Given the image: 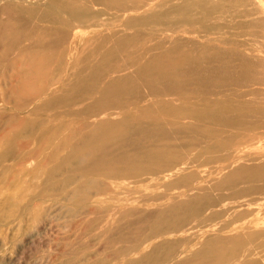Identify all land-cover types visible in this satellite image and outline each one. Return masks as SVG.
Here are the masks:
<instances>
[{
  "label": "bare ground",
  "instance_id": "1",
  "mask_svg": "<svg viewBox=\"0 0 264 264\" xmlns=\"http://www.w3.org/2000/svg\"><path fill=\"white\" fill-rule=\"evenodd\" d=\"M3 2L0 64L18 62L22 69H12L1 102L10 106L11 118H18L15 130L36 134L33 162L38 167L32 175L45 183L31 195L45 196L46 182L55 185L65 170L64 181L77 187L75 197L84 198L102 181L134 183L148 176L168 191L165 197L147 199L169 201L156 207L155 215L129 222V215L149 210L134 207V202L144 207L140 198L116 195V206L107 205L111 199L92 202L97 211L120 217L113 222L118 233L122 226L134 225L147 242L162 239L146 257L120 259L123 264H233L236 257L242 258L239 264L264 263V231L244 234L250 214L235 212L264 199V52L255 45V30L252 37L244 32L256 27L264 33L254 3ZM210 20L231 24L233 30L206 28ZM201 24L211 29L200 32ZM89 29L93 35L86 37ZM40 98L48 102L38 105ZM14 133L6 134L2 147ZM2 147L0 157H5L9 151ZM44 159L47 164L41 165ZM202 167L208 168L204 178H197L199 171L185 174ZM171 178L175 181L159 184ZM174 190L176 199L169 194ZM102 195L96 192V197ZM223 217L228 219L218 223ZM190 222L210 230L188 246L194 250L175 252L174 246L184 243L172 244L163 235L185 233Z\"/></svg>",
  "mask_w": 264,
  "mask_h": 264
},
{
  "label": "rangeland",
  "instance_id": "2",
  "mask_svg": "<svg viewBox=\"0 0 264 264\" xmlns=\"http://www.w3.org/2000/svg\"><path fill=\"white\" fill-rule=\"evenodd\" d=\"M250 2L254 3L262 19H264V0H250ZM3 3V0H0V9ZM24 6L29 7L25 3ZM1 18H5V16H1L0 14ZM214 21L216 22V20L207 21L206 24L204 23L205 27H224V24L221 25L217 21L216 25V23H213ZM90 25L89 23L86 26ZM204 25L202 26L201 24L200 28L197 26V30L202 32V27L205 31L211 29H206ZM225 26L227 27H224L226 30H233L231 24L227 23ZM257 29L255 27V29L250 28L243 31L246 35L252 37L254 36L253 30H255L254 37L257 36V41H254L255 45L258 46L261 52H264L261 48L263 45L264 49V33L263 35L261 34L262 32L259 34L260 30L258 29V32ZM250 30L252 31V33L250 32L251 34L247 32ZM85 34L86 37H91L93 29L86 30ZM209 38L213 39L217 38V36L214 35ZM223 38H226V36ZM84 57V55H81L80 60H83ZM122 60L125 62L126 59ZM9 63L0 64V147H2L1 140L6 134L15 133L7 142L8 144H4V148L2 147L4 151H9L8 155L0 157V264H121V261L124 263L126 258L125 262H134V260L141 259V257H146L150 248L154 245H159L162 239H156V243L154 242L155 240L147 242L146 234L139 233L134 225H129V227L124 225L121 227L123 229L121 234L118 233V226L113 225V222L120 219V217L105 211H97L93 201H97V199H99L98 201L111 199L107 205L116 206L118 202L112 199L116 195H122L120 198L124 197L128 199L140 198V201L144 199L141 202L144 207L137 202H134V207L139 210L142 208L149 210L140 214L141 216L129 215L128 220L130 223H133L138 217L143 218L147 215H155L154 210L156 207L166 205L169 202L166 199L155 203L147 201V199H158L168 194L166 188L158 185V181L155 179L148 176H140V178L134 180V183L131 180L121 182L102 181L97 187L87 191L88 197L84 198L80 194L75 197L77 187L64 181V175L67 172L65 170V172L63 171V173L57 176L58 182L55 185L46 182L45 189L43 188L45 196L38 197L36 194L31 195L33 192H36V188L41 187L45 183V180L43 177H39L34 181V176L32 175L34 169L38 167L33 162L38 153V141L35 140V132H32L33 129L15 130L18 118H11L10 106L2 105L3 103L1 102L2 90L5 85H9L8 82L12 69H22L21 63H11V61ZM52 79L53 75L49 76V80ZM6 96L8 95L6 94ZM40 99L38 100V105L48 102L47 98ZM78 109L72 110L77 112ZM19 117L27 120V122L32 120V117L29 115L20 114ZM103 119L107 122L116 120L115 117H103ZM45 163L47 164L45 159L41 161V165H46ZM207 169L206 167L196 170L187 169L185 174L189 176L199 171L197 178H204ZM174 181L175 178H171L163 180L159 184ZM194 185L199 186L200 184L196 185L194 182ZM117 190L121 194L114 192ZM97 191L104 192V195L96 197ZM177 193L175 190L169 192L175 199L177 198ZM27 194L30 195L28 196ZM211 197L216 199L218 194L212 193ZM250 198L255 200L260 197L253 196ZM177 201H181V199H177ZM214 211L217 212L218 209ZM235 212H247L250 214V217L245 220L249 224V227L248 230L244 231V234L248 235L264 231V199L255 202L254 205L238 208ZM207 214L205 213L203 218ZM227 219L228 217H223L217 222L221 223ZM110 229L111 233H108ZM209 230L208 227L200 228L193 222H190L185 228V233L163 235L165 237L163 238H168L167 240L172 244H176L178 241L184 243L180 246H174L175 252L189 251L194 249H188V246L202 241V237L207 235L205 232ZM230 236V233L224 234V237ZM128 246H132V248ZM246 248L251 249V246ZM132 254L133 257H131ZM251 258L254 260L260 259L258 256H252ZM235 260L237 261L233 264H239L242 258L236 257ZM260 261L263 262L262 259ZM261 262L260 264H264ZM226 264L229 263L226 262Z\"/></svg>",
  "mask_w": 264,
  "mask_h": 264
}]
</instances>
